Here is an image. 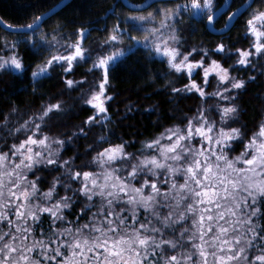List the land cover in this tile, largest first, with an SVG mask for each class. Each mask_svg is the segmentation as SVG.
I'll return each mask as SVG.
<instances>
[{
  "label": "snow or ice",
  "instance_id": "obj_1",
  "mask_svg": "<svg viewBox=\"0 0 264 264\" xmlns=\"http://www.w3.org/2000/svg\"><path fill=\"white\" fill-rule=\"evenodd\" d=\"M254 2L244 20L246 46L231 48L223 41L212 49L188 46L183 25L187 17L214 32L226 15L223 36L242 15L230 10L232 0H145L123 18L117 0L115 22L105 21L95 48L85 46L95 29L84 25L69 33L58 22L45 32L47 12L23 25L0 18L7 30L0 74L29 71L23 47L39 57L30 69L34 94L57 68L67 90L87 83L68 78L81 64H90L94 77L79 98L92 110L80 126L68 125L75 106L62 100L23 119L16 106L0 112V264H264V122L251 134L233 126L242 90L257 75L232 73L264 76V7L252 8ZM11 34L20 38L8 40ZM139 49L162 65L170 95L201 101L194 115L135 152L128 151L134 141L102 134L85 147L83 164H76L78 151L65 159L69 146L111 123V73ZM209 99L214 104L205 107ZM54 124L75 131L56 134ZM45 171L51 180L39 175Z\"/></svg>",
  "mask_w": 264,
  "mask_h": 264
},
{
  "label": "trees",
  "instance_id": "obj_2",
  "mask_svg": "<svg viewBox=\"0 0 264 264\" xmlns=\"http://www.w3.org/2000/svg\"><path fill=\"white\" fill-rule=\"evenodd\" d=\"M59 1L0 0V17L7 23L23 25L30 22L34 14L45 13ZM128 1L143 3L145 0ZM224 1L217 0V3L222 5ZM245 2L246 0H232L230 10L235 11ZM116 3L117 0H71L64 8L51 16V19L47 20L43 30L50 32L59 22L66 24L65 32L70 33L80 25H84L90 29H95L91 32V37L85 45L95 48L93 41L100 40L105 35L103 32L105 21L108 27H111L115 22L110 9ZM262 7H264V0H255L252 5V8ZM116 11L122 18L136 13L135 11L130 12L121 0ZM247 11L235 21L234 26L223 36L212 34L206 30L203 23L195 20L189 21L185 17L183 27L186 31L183 32V35L188 41V46L203 44L205 48L212 49L217 43L223 41L230 48L233 45L245 47L244 20L247 18ZM226 19L227 16L224 15L215 27H223ZM6 33L7 31L0 29V36ZM19 38L17 34L7 35L8 40ZM19 51L24 57V63L29 71L19 76L0 74V112L7 114L13 106H16L19 109L20 117L23 119L37 111L42 103L49 101L54 103L57 100H62L66 106H75L73 118L67 121L68 125L80 126L82 121L92 114L90 107L83 104L82 100L79 99L82 93H87L89 85L94 82L93 75L88 74L87 71L91 65L81 64L74 68L73 73L68 76L69 79L87 81L83 88L67 90L63 83L64 76L61 70L57 68L51 74V78L40 81L38 91L34 94L30 69L39 62V57L33 51L23 47ZM215 58L221 59L220 56ZM234 60L235 57L226 62L223 60L221 62H224L227 67L234 63ZM232 74L244 79H247L248 75H257L256 81L249 82L246 90H242V95L238 100L242 108V115L239 123L233 125L234 127L246 125V131L251 134L252 131L256 130L259 123L264 122V76H259L258 72L245 73L244 71H235ZM110 83L109 94L113 96V100L108 105L111 123L104 130L99 127L93 128L88 132L87 139L81 138L69 146L68 150L61 153L65 159H68L78 151L81 154V158L76 161L78 166L85 162L83 157L85 147L93 143L99 135L110 134L114 142H119L117 138H122L128 142L134 141V146L130 147L128 151L135 152L139 149L142 141L158 135L165 127L180 123L183 117L194 115L196 108L201 104V101L195 97L181 98L170 95L169 90L165 88L166 80L162 65L159 62H152L144 49H139L134 54L130 53L127 59L114 66ZM176 86H182L181 82L178 81ZM207 91H214V87H209ZM212 104H214V100L209 99L205 107H211ZM56 124L53 125V132L56 134L75 131L72 127H57ZM90 158L89 156L87 159ZM39 175L51 180L47 171L41 172ZM55 175H59V173H55ZM43 187L46 190V185Z\"/></svg>",
  "mask_w": 264,
  "mask_h": 264
},
{
  "label": "water",
  "instance_id": "obj_3",
  "mask_svg": "<svg viewBox=\"0 0 264 264\" xmlns=\"http://www.w3.org/2000/svg\"><path fill=\"white\" fill-rule=\"evenodd\" d=\"M71 0H60L58 3H56V5L53 7V8H51L50 10H48V11H45V13L47 12V13H49V15L50 16H54L55 14H56V12H58L60 9H62V8H64L65 7V5H67V3H69ZM121 2L124 4V5H127V8L129 9L132 5H140V4H144L145 3V1L143 2V3H131L130 1H128V0H121ZM227 2V0H225L224 2H223V4L222 5H224L225 3ZM251 2V0H246V2L244 3V4H242L241 6H239V7H237V8H239L240 9V11H241V13H242V15H244L245 13H246V11L248 10V4ZM221 5V6H222ZM252 5H253V3H252ZM236 8V9H237ZM236 9H235V11H236ZM133 12H134V10H133ZM241 15V16H242ZM240 16V17H241ZM1 18V17H0ZM226 21H227V19H226ZM6 22V21H5ZM7 23V22H6ZM233 23H235V21L233 22ZM224 27V26H223ZM223 27H221V28H223ZM216 28V31H211V30H208L210 33H214V34H216V35H220V33H219V30L221 29V28H217V27H215ZM232 28V27H231ZM0 29H3V28H0ZM4 31H7L6 29H3ZM229 30H226V32L225 33H227Z\"/></svg>",
  "mask_w": 264,
  "mask_h": 264
},
{
  "label": "rangeland",
  "instance_id": "obj_4",
  "mask_svg": "<svg viewBox=\"0 0 264 264\" xmlns=\"http://www.w3.org/2000/svg\"><path fill=\"white\" fill-rule=\"evenodd\" d=\"M134 14H137V13H134Z\"/></svg>",
  "mask_w": 264,
  "mask_h": 264
}]
</instances>
